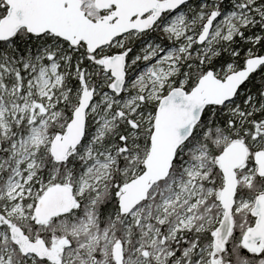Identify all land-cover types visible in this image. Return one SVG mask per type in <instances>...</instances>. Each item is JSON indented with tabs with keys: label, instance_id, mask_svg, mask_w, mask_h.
<instances>
[{
	"label": "snow or ice",
	"instance_id": "obj_1",
	"mask_svg": "<svg viewBox=\"0 0 264 264\" xmlns=\"http://www.w3.org/2000/svg\"><path fill=\"white\" fill-rule=\"evenodd\" d=\"M0 264H264V0H0Z\"/></svg>",
	"mask_w": 264,
	"mask_h": 264
}]
</instances>
